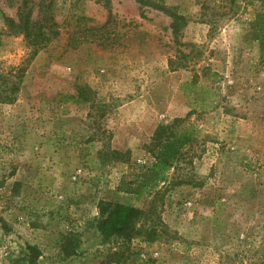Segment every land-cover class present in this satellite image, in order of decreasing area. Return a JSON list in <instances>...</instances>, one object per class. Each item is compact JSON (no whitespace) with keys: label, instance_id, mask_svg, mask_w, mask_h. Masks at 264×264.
Wrapping results in <instances>:
<instances>
[{"label":"rangeland","instance_id":"rangeland-1","mask_svg":"<svg viewBox=\"0 0 264 264\" xmlns=\"http://www.w3.org/2000/svg\"><path fill=\"white\" fill-rule=\"evenodd\" d=\"M25 1L37 20L41 0H0V94L26 68L16 100L0 102V264L28 245L41 250L39 264H264V0H157L188 19L182 41L196 58L176 71L161 11L134 0H53L58 35L33 55L5 20ZM205 66L223 75L219 105L190 119L196 184L166 194L168 233L135 236L129 249L103 243L99 202L149 205L152 195L118 186L151 162L155 129L191 110L181 86ZM78 86L95 92L93 104L66 100ZM69 232L80 234L70 257L61 251Z\"/></svg>","mask_w":264,"mask_h":264},{"label":"trees","instance_id":"trees-1","mask_svg":"<svg viewBox=\"0 0 264 264\" xmlns=\"http://www.w3.org/2000/svg\"><path fill=\"white\" fill-rule=\"evenodd\" d=\"M134 1L141 7H151L171 18L169 27L175 54L169 58V67L173 71L191 68L196 58L195 49L186 51L188 43L182 41L183 29L188 24L187 17L179 13L177 8L157 0ZM110 2L111 0H104L106 7L110 6ZM53 6V0H41L39 18L34 20V11L29 2L25 1L19 8L16 19L11 17L5 19L13 33L23 35L28 44L33 46V55L58 35ZM25 72L26 68H21L16 81H10V85L6 82V87L1 91L3 95L0 94V102L12 103L16 100V93ZM222 78L220 72L205 66L200 72L194 73L191 81L182 84L181 89L190 100L191 110L185 117H177L155 129L150 142L145 146L152 157L151 162L139 166L133 178L122 179L118 186L121 193L135 196L152 195V199L145 208L128 203L100 201L97 228L102 235L103 243L116 241L129 249L135 236H143L148 242H154L168 233V226L161 218L166 194L175 187L196 184L193 175L188 171L194 164L196 153L192 149L198 137L197 127L190 119L195 113H205L218 107L219 94L215 90V85L220 83ZM65 98L77 104H93L95 92L88 86H78L74 94ZM110 153L114 160L129 159L128 153L127 156L118 150H112ZM63 239L61 251L68 257L76 255L80 247V234L69 232ZM27 249L24 257L16 259L14 264H39L41 250L35 245H28ZM115 254L118 256L120 253Z\"/></svg>","mask_w":264,"mask_h":264}]
</instances>
